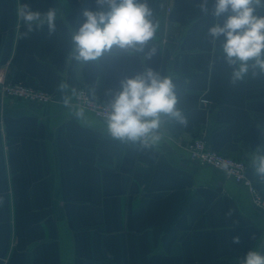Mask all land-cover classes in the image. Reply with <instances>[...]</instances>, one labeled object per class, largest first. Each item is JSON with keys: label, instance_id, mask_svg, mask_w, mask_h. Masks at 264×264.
I'll use <instances>...</instances> for the list:
<instances>
[{"label": "crops", "instance_id": "obj_1", "mask_svg": "<svg viewBox=\"0 0 264 264\" xmlns=\"http://www.w3.org/2000/svg\"><path fill=\"white\" fill-rule=\"evenodd\" d=\"M25 3L54 10L55 31L34 25L23 38ZM200 3L148 0L151 59L114 50L85 63L72 58L70 31L85 10H97L95 0H0V72L51 96L39 102L0 91V264H240L249 250L264 254V213L247 189L186 149L202 136L244 160L264 198L249 159L264 146V126L256 127L264 122V74L231 82L232 68L208 35L229 13L212 17ZM149 67L173 79L186 124L167 121L164 140L145 149L110 138L104 118L72 89L110 101L121 80ZM61 83L87 122L63 104Z\"/></svg>", "mask_w": 264, "mask_h": 264}, {"label": "clouds", "instance_id": "obj_2", "mask_svg": "<svg viewBox=\"0 0 264 264\" xmlns=\"http://www.w3.org/2000/svg\"><path fill=\"white\" fill-rule=\"evenodd\" d=\"M95 4L97 10H85L84 22L70 31L74 60L99 62L114 50L144 53L145 59L156 54L157 48L150 43L156 29L148 0H95ZM207 4L208 0H201L200 9L212 17L229 13L223 25L209 27L208 35L214 46L219 44L226 64L232 68L231 82L243 80L250 71L253 75L264 74V15L257 14L258 10L264 11V0H214L211 9ZM18 16L27 29L23 38L34 31V25L46 23L50 34L55 31L56 12L52 9L42 14L25 3L18 8ZM68 89L67 83L58 86L63 104L78 120L87 122L85 109L71 104ZM174 89L170 76H162L150 67L121 80L120 89L111 93V100L104 106L105 130L110 138L145 149L159 145L165 138L167 121L186 124ZM92 100L98 102L95 92ZM262 126L264 122L256 125ZM249 159L255 175L264 181V146L251 150ZM240 264H264V254L249 250Z\"/></svg>", "mask_w": 264, "mask_h": 264}, {"label": "built area", "instance_id": "obj_3", "mask_svg": "<svg viewBox=\"0 0 264 264\" xmlns=\"http://www.w3.org/2000/svg\"><path fill=\"white\" fill-rule=\"evenodd\" d=\"M0 91L8 96L22 98L32 101H48L50 94L40 87H35L21 81H14L7 78L0 72ZM75 99L84 108L90 110L95 115L104 118V106L109 101L98 102L92 100V96L85 88H79L75 92ZM202 104H207L209 100L205 97L200 98ZM186 149L192 160L199 164L209 165L223 172L226 176L242 184L251 197L255 206L264 213V198L258 192L253 180L248 175L247 163L239 158L223 154L210 147L206 138L200 136L187 142Z\"/></svg>", "mask_w": 264, "mask_h": 264}]
</instances>
